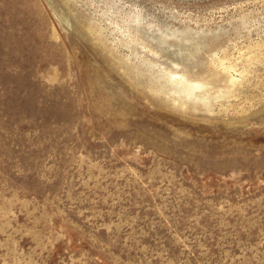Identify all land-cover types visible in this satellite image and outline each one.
I'll list each match as a JSON object with an SVG mask.
<instances>
[{
	"label": "rangeland",
	"instance_id": "obj_1",
	"mask_svg": "<svg viewBox=\"0 0 264 264\" xmlns=\"http://www.w3.org/2000/svg\"><path fill=\"white\" fill-rule=\"evenodd\" d=\"M0 264H264V0H0Z\"/></svg>",
	"mask_w": 264,
	"mask_h": 264
},
{
	"label": "bare ground",
	"instance_id": "obj_2",
	"mask_svg": "<svg viewBox=\"0 0 264 264\" xmlns=\"http://www.w3.org/2000/svg\"><path fill=\"white\" fill-rule=\"evenodd\" d=\"M180 77H182V78H183L184 76H183V75H180Z\"/></svg>",
	"mask_w": 264,
	"mask_h": 264
}]
</instances>
